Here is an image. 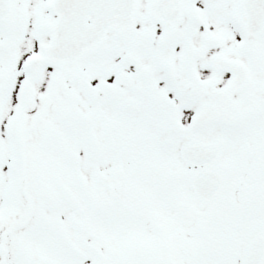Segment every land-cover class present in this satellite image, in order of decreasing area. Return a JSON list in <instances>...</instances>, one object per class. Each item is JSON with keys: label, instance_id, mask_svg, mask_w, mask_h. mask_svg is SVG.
<instances>
[{"label": "snow or ice", "instance_id": "1", "mask_svg": "<svg viewBox=\"0 0 264 264\" xmlns=\"http://www.w3.org/2000/svg\"><path fill=\"white\" fill-rule=\"evenodd\" d=\"M0 264H264V0H0Z\"/></svg>", "mask_w": 264, "mask_h": 264}]
</instances>
